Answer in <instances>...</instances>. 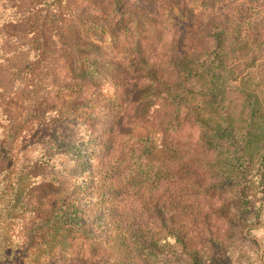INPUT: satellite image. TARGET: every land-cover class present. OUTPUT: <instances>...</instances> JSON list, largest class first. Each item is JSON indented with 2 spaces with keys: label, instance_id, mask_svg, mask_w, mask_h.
<instances>
[{
  "label": "trees",
  "instance_id": "16d2710c",
  "mask_svg": "<svg viewBox=\"0 0 264 264\" xmlns=\"http://www.w3.org/2000/svg\"><path fill=\"white\" fill-rule=\"evenodd\" d=\"M245 2L251 15L210 18L209 35L194 36L193 27L177 24L193 12L177 3L106 0L92 16L90 8H73L74 0L46 5V27L27 63L45 53L46 66L61 62L62 54L68 62L57 63L65 77L43 108L50 121L42 129L40 161L50 167L46 173L39 162L30 168L48 182L46 202L40 205L41 189L31 198L37 207L28 209L43 211L36 217L46 222L48 249L63 231L71 234L65 252L80 241L90 264H254L259 231L250 224L264 214V153L256 132L264 97V59L257 55L264 0ZM206 4L212 15L222 9ZM96 17L108 19L102 25ZM96 31L100 37L90 39ZM104 36L120 49V62L91 83L95 64L87 52ZM22 64L0 66V94L28 93L35 109L46 87ZM0 106L13 105L0 98ZM80 117L99 122L95 137L82 144L70 142L68 128ZM1 123L0 180L17 165L21 144L5 132L13 131L12 121ZM86 145L87 175L72 190L50 173L61 149Z\"/></svg>",
  "mask_w": 264,
  "mask_h": 264
},
{
  "label": "rangeland",
  "instance_id": "374dc122",
  "mask_svg": "<svg viewBox=\"0 0 264 264\" xmlns=\"http://www.w3.org/2000/svg\"><path fill=\"white\" fill-rule=\"evenodd\" d=\"M105 1L74 0L73 8L79 9L80 12L90 8L88 12L92 16L93 8L100 6ZM122 1L133 5L135 3H172L174 5L177 3L181 7L180 9L193 12L189 14V18H186L187 20L183 19L177 22V24L180 23L179 25L188 24L190 27L188 29L193 27L192 36L198 32H204L209 35L207 29H209L210 23L212 24L210 18H214V22L220 23L225 15L232 12L237 14L245 11L243 16L251 15V9L246 6L245 0ZM254 1L262 2L263 0ZM53 2L54 0H0V49L2 50H0V66L4 65L6 68L7 64L23 63L22 67H25L27 75L29 76L31 72L35 82L39 83L40 86L46 87V90L42 92L37 102L34 103L35 109L32 107V102L28 99V93L22 97L8 95L7 93L0 94L1 100L5 99V103H12L13 105L6 109L0 106L1 125L9 126V120H11L13 131L5 130V132L9 136L17 138V142L21 143L15 152L17 159H19L17 160V165L12 167V170H4L3 173L8 172V175L5 179L0 180V264H90L83 254L87 246H81L80 241L73 244L71 252H65L66 248H70L67 242L68 236L71 235L70 233L66 236L63 231L57 232L56 247L53 250L48 249L44 218L36 217V211H39L37 209L32 213L28 212L29 208L35 209L37 207L31 198L33 194L37 195L36 193H40L41 189L44 193L38 195L42 199L40 205L46 202V185L48 182H46V178L39 176V170L31 171L30 168L33 163L39 162L45 169L43 172L46 173V166H49L46 161H40L43 152L46 151V140H43L46 130L42 131V129H46L50 121L48 114L43 115V108L45 105L47 107L53 97L49 92L62 85L61 79L65 77V74L56 68L57 63H62V68L67 66L68 63L65 60V55L62 54L61 62L56 61L53 65L46 66V53L42 57H38L34 63H32V58L27 63L29 57L34 56L31 52L34 40L38 41L37 35L42 33V30L46 27L44 19L46 17V5ZM206 3H219L222 9L216 8L215 15H212L210 11L213 8H207L208 5ZM97 18L101 17H96V21L102 25L108 19ZM102 27L100 28L102 29ZM8 33H13L16 38L12 40L4 39ZM98 37H100V32L96 31L90 39ZM262 39L264 37L260 40ZM260 48L261 51L257 50V55H261L264 59L263 43ZM3 49H7L9 52L5 53ZM120 53V49L116 48L110 39L106 42V36H104L100 44H94V48L88 49V59L94 62L95 65L92 69L91 77L87 79L93 83L92 81L99 82L108 77L110 73L115 71L114 67L116 64L120 62ZM11 59L16 63L11 61ZM1 82L2 77L0 76ZM18 101L20 104L16 106ZM262 102L260 120L256 132L261 136L258 148L260 147L259 150L264 153V97ZM39 104L42 106L38 112L36 108L39 107H37ZM7 110L10 112L8 117L4 115ZM68 115L71 117L79 116V114H73V112ZM98 124L99 122L91 121L90 118L80 117L79 120L68 125L71 136L70 142L75 140L76 143L82 144L93 139ZM16 130L17 133L15 134ZM28 133L29 136H27ZM8 140L10 139L8 138ZM71 150L61 149L50 174L60 178L61 182H66V186L71 184L73 190L75 187L83 185V179L87 175L85 168H88L90 164L88 158L90 146H79L77 149ZM20 161L24 163L21 164ZM42 212L39 211L41 214ZM250 227L254 228L255 231H259L257 233V242L260 248L258 253L252 256V261L254 264H260L261 258L264 262V214L256 225L252 223ZM257 254L260 259L254 260Z\"/></svg>",
  "mask_w": 264,
  "mask_h": 264
}]
</instances>
